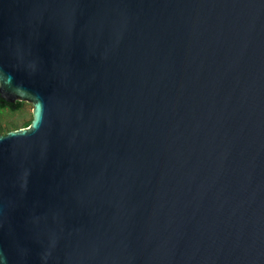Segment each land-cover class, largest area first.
I'll return each instance as SVG.
<instances>
[{
	"label": "water",
	"instance_id": "1",
	"mask_svg": "<svg viewBox=\"0 0 264 264\" xmlns=\"http://www.w3.org/2000/svg\"><path fill=\"white\" fill-rule=\"evenodd\" d=\"M0 264H264V0H0Z\"/></svg>",
	"mask_w": 264,
	"mask_h": 264
},
{
	"label": "rangeland",
	"instance_id": "2",
	"mask_svg": "<svg viewBox=\"0 0 264 264\" xmlns=\"http://www.w3.org/2000/svg\"><path fill=\"white\" fill-rule=\"evenodd\" d=\"M32 106L23 103L22 108L18 112H11L8 109L0 111V134L5 135L10 131L21 129L26 123L32 120Z\"/></svg>",
	"mask_w": 264,
	"mask_h": 264
},
{
	"label": "trees",
	"instance_id": "3",
	"mask_svg": "<svg viewBox=\"0 0 264 264\" xmlns=\"http://www.w3.org/2000/svg\"><path fill=\"white\" fill-rule=\"evenodd\" d=\"M23 106V103H20V102H17L15 103L14 105H9V104H6V103H3L1 100H0V111L1 110H5V109H8L10 110L11 112L15 113V112H18L20 111V109L22 108ZM31 121H29L28 123L25 124V126L23 128H26L30 125ZM1 128V126H0Z\"/></svg>",
	"mask_w": 264,
	"mask_h": 264
}]
</instances>
